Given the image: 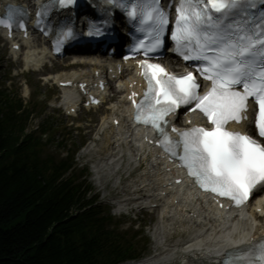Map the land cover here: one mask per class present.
<instances>
[{
  "label": "snow or ice",
  "instance_id": "6c2138e0",
  "mask_svg": "<svg viewBox=\"0 0 264 264\" xmlns=\"http://www.w3.org/2000/svg\"><path fill=\"white\" fill-rule=\"evenodd\" d=\"M264 2V0H262ZM75 0H45L38 6L37 27L53 28L60 38L74 37L72 27L49 24L52 13L74 5ZM119 7L144 34L138 39L146 53L163 43L171 9L175 8L171 40L185 60L198 61V71L211 81V89L197 94L200 85L191 72L176 77L158 64L142 63L148 82L144 98L137 103L136 120L151 124L163 138L161 146L181 161L190 176L205 191L230 198L236 206L249 200L257 186L264 187V144L248 134L227 131L233 121L248 119L250 98L258 105L254 124L264 137V12L255 17V0H175L167 7L162 0H103ZM12 19L11 15L8 17ZM108 19L91 21L88 36L103 35ZM43 30V29H42ZM147 41V43H146ZM238 88L242 90H238ZM199 109L210 129L193 127L176 132L179 140L165 134V117L181 105ZM182 152L177 151L181 149ZM221 264H264V241L225 252Z\"/></svg>",
  "mask_w": 264,
  "mask_h": 264
},
{
  "label": "trees",
  "instance_id": "16d2710c",
  "mask_svg": "<svg viewBox=\"0 0 264 264\" xmlns=\"http://www.w3.org/2000/svg\"><path fill=\"white\" fill-rule=\"evenodd\" d=\"M0 103V264H114L133 256L129 242L86 198L70 162L41 156L24 134L29 112Z\"/></svg>",
  "mask_w": 264,
  "mask_h": 264
},
{
  "label": "rangeland",
  "instance_id": "374dc122",
  "mask_svg": "<svg viewBox=\"0 0 264 264\" xmlns=\"http://www.w3.org/2000/svg\"><path fill=\"white\" fill-rule=\"evenodd\" d=\"M13 68H15V66L7 60L6 48H4L2 44H0V91H6V94L9 95L10 98L21 99L23 105L28 109H31L33 103L37 105V108H35L36 111L32 115V118L29 120L27 131H34L38 124L45 123L44 121L46 120L54 123L53 128L46 134L42 135L43 141L48 138H52V142L44 148V152L51 153L58 157H63V155H65L67 152L70 153L76 148H79V146L82 145L83 140L85 139L84 134L86 132L75 131L73 124L79 122V124L85 127L91 119H93L94 121H98L102 115V111H82V113L75 120L64 118L59 112L50 109L47 105L46 100H44V98L49 95L53 99V97L55 98L57 94L53 89L49 88L48 86L45 87L42 85L38 77L39 74H30L23 77H11L12 74L10 72H13ZM68 69L69 66H66L64 62H62L54 66L52 70L48 71L50 73H54L61 72L63 70L66 71ZM26 85L30 92V96L28 99L22 98V91L24 90ZM35 132L37 131L35 130ZM89 136L90 138L93 137L91 135ZM87 145H89L88 142H86L85 146L75 155V163L77 169H80L81 167L87 165L85 167H88V170L91 171L89 157H82L81 154V152L86 149ZM89 179V181H91V185L93 186V194L95 193L98 195L99 203L103 206V209H107L108 207L106 206V204L110 203L112 200L104 198V195L117 194V192L121 191L120 187L118 189H115L114 183L112 182L107 189L103 190V188L96 185V182L91 179V176L89 177ZM111 213L117 214L115 210H112ZM140 219L142 220V223L147 225L148 227L158 225L156 217L143 214ZM114 221L115 222L113 226H117V231L123 232L128 227V224L117 225L122 221L121 219L115 218ZM133 224L136 225V223ZM170 238H172V235ZM136 241V248L138 250L142 247H145V243L148 242L149 247L146 254L152 253V251L154 250L152 246L153 230L151 231L150 229H145L144 232L141 233V238L139 237ZM178 255L174 254V256H172L173 259L169 260L168 262L178 259ZM165 257L170 258L171 256L165 254Z\"/></svg>",
  "mask_w": 264,
  "mask_h": 264
},
{
  "label": "bare ground",
  "instance_id": "6f19581e",
  "mask_svg": "<svg viewBox=\"0 0 264 264\" xmlns=\"http://www.w3.org/2000/svg\"><path fill=\"white\" fill-rule=\"evenodd\" d=\"M165 62L170 63V61L165 60ZM97 64V65H96ZM93 69L95 66H100V63L98 61L93 60L92 58L88 59V64ZM122 107V101L118 99L115 103L111 104L109 109L110 113L109 115L101 117L102 120H112V114L116 113L121 110ZM106 125V122L104 121L103 124L99 127V131H103L104 126ZM112 129L110 128V132L108 134L104 135V146L107 149H105L103 152L101 151V148L98 149V153L103 155L104 153L108 154V147L111 144L110 136L112 133ZM100 132H98L99 134ZM89 149V148H88ZM110 150V149H109ZM140 156V162L143 161V155L142 152L137 151L135 153V156ZM136 162V159L133 157L129 158V167H131ZM105 165H107V158L105 159ZM102 161L97 163L96 168L101 169ZM152 166L147 167L144 166L141 167V172L139 174V177H144L146 175H149V178L152 174ZM153 181V177L150 179ZM183 203L180 204L179 207H181L180 215L189 216L190 214H196L198 217H203L206 219V222L199 225H193L189 224L187 221L186 223H178V221L174 222L172 220H166L165 223L161 222L157 228H156V240H155V247L159 248L160 245L168 242L167 239L171 237L172 234H176V236L181 237V232L183 234L187 233L189 235V240L182 245L181 248L177 250L180 254L179 260H177L174 264H181V263H187V264H206L208 261H213L217 254L218 245L222 244L225 246H231L233 244H238L242 242V238L244 234L248 232H255L260 231V229L263 227L262 230H264V223L259 225V222L253 223V218H257V216L254 213H250V224H248V227L245 225V229H236L232 224H229V222H221L225 221L223 220V217H221V220L219 216L214 214L211 211V208L208 210H200L195 203L197 202V197L194 195H182ZM170 209V208H169ZM178 209V208H175ZM198 209V210H197ZM168 210L164 211V214H168ZM202 213V214H201ZM188 218V217H187ZM186 218V219H187ZM263 222V221H261ZM172 226V227H171ZM242 226V225H241ZM240 226V227H241ZM198 227V228H197ZM247 227V228H246ZM169 228V231L173 230V233L170 232L167 233V229ZM226 228V229H224ZM205 233L204 237H198L199 235H202ZM212 233V234H209ZM213 233H222L223 235H220L221 237H217ZM192 236L193 238H191ZM175 237V235H174ZM172 237V239L174 238ZM165 238V239H164ZM172 242V241H171ZM179 242L174 243L172 248L169 249V251H174L175 248L179 245H177ZM161 253L158 257L154 256L155 258L150 260H145L142 262V264H150L154 261L161 260ZM174 256V255H173ZM124 264H131V263H124ZM167 264V263H164Z\"/></svg>",
  "mask_w": 264,
  "mask_h": 264
}]
</instances>
